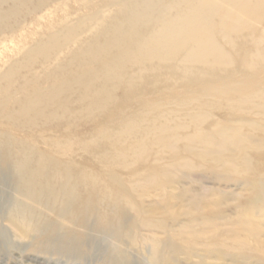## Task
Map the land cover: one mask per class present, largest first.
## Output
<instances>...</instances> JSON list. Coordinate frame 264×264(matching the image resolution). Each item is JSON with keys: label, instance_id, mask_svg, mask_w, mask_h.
<instances>
[{"label": "bare ground", "instance_id": "bare-ground-1", "mask_svg": "<svg viewBox=\"0 0 264 264\" xmlns=\"http://www.w3.org/2000/svg\"><path fill=\"white\" fill-rule=\"evenodd\" d=\"M50 1L0 0V47L22 26L21 13L35 16ZM118 5L113 25L82 50H69L82 39V26H72L40 37L21 61L0 72V123L15 133L61 118L73 126L92 116L107 117L109 109L145 96L136 100L137 112L119 130L82 144L85 151L103 152L104 177L76 173L70 163L56 162L49 152L28 145L15 154L0 139V180L13 171L17 176L21 204L9 217L16 234L29 238L63 231L60 248L76 249L81 231L64 228L67 222L61 220L83 229L93 220L96 230L122 241L121 230L130 229L135 237L144 233L156 264H179L183 258L190 264L196 258L197 264H264V0H119L109 7ZM67 52L71 61L52 70ZM37 63L40 70L34 68ZM24 67L28 73L23 76ZM237 74L242 79H229ZM150 84L155 87L148 89ZM182 84L205 86L180 93ZM160 92L180 98H147ZM221 108L232 117L206 128L213 111ZM169 154H174L169 163L147 167L129 183L112 165L105 166L109 161L126 168L130 159L148 162ZM191 171L214 183L242 177L236 184L252 196L233 216L212 212L231 197L217 188L191 197L176 191L183 179H193ZM152 197L159 199L157 205L148 204ZM51 213L59 220H51ZM130 220L135 224L129 225ZM135 242L130 244L135 247ZM43 243L54 246L56 240Z\"/></svg>", "mask_w": 264, "mask_h": 264}, {"label": "rangeland", "instance_id": "rangeland-1", "mask_svg": "<svg viewBox=\"0 0 264 264\" xmlns=\"http://www.w3.org/2000/svg\"><path fill=\"white\" fill-rule=\"evenodd\" d=\"M117 1L119 0H51L49 3L45 4V6L41 9V11L35 14V16L34 14L27 15L28 12H26V14L21 13L20 16L21 19L19 21L22 23L21 24L22 26L15 29L14 32L9 33V35H7L9 37L8 42H6V45L0 47V72L6 71L9 68L10 64H13L14 62L17 61H21L24 57L23 55L25 54V52H27L28 49L31 48L33 44L37 41V39H39L40 37H47L48 35L52 34V32L53 33L66 32V30L71 28L72 26L74 27H78V25L82 26V29L79 32V34L81 33L80 37H82V39L79 37L80 41H78L76 45H72L69 50L71 54L73 52H78L82 50L83 47L94 41L95 38H98V36L101 35L103 31L108 29L111 25H113V22L117 20L118 16L116 15L120 13L119 5L114 6L113 8L109 7L111 3ZM10 5L11 4H8L5 7H9ZM92 13L94 16L92 15ZM87 15H89V18ZM91 15L93 17H91ZM65 22L66 24L64 25ZM11 39L14 43L13 42L10 43ZM70 52L65 53L62 56V58L59 61H57L58 63L55 61L51 66V69L52 70L56 69L61 64L65 65V63H63L64 61L70 62L71 61V57H70L71 54H69ZM34 68L36 70H40L39 64L37 63L36 65H34ZM22 71H23L22 73L23 76L24 74L28 73L25 67L22 69ZM235 76L233 77L232 75L230 76L229 79L230 80L233 79L232 81H237L242 79L241 74H237ZM139 84H141V82ZM187 85L188 84H182L178 86L179 89H182L180 90V93L182 92L185 93L186 90L189 89L190 90L194 89L196 91H199L205 86L204 84H201L199 86H197L196 84H189L188 86ZM153 87L155 86L153 84H150L148 89H152ZM208 88H213V86L210 84ZM164 93L165 92H160L161 95L160 94L159 95L157 94V96L150 95L147 98H149V100L152 101H155L159 98L162 99L164 98L163 100L171 99L172 98L171 96H173V98H180V95H173V94L170 96L171 97L170 98L169 94L171 93L166 92L167 94L166 93L165 94L168 96H164L165 95ZM143 98H145L144 95H137L135 98L129 100L130 102H123V104L121 105L122 107H120L119 110L118 108L109 109V111L107 112V117L109 114L108 118L103 116H97L96 118V116H92L89 118L88 121L86 120L85 122H81L80 124H76L73 126H69V124L66 123L64 119L61 118L60 120L56 122H52L51 124L48 125H41L37 128H29L27 130H23L21 131L22 133L17 131L16 134L15 130H13L11 127H9L6 124L0 123L1 125L0 139L3 143L7 142L11 144L12 149L16 152L15 154H19L20 150L24 147V145L25 146L28 145L39 152L42 153L49 152L48 154L56 162L70 163V166L72 167V171H75L76 173L77 172L81 173L82 170H85L88 174L96 173L97 176L104 177L106 170H104V168L102 167L103 152L101 150L85 151L82 144L85 142L93 141L95 139L94 138L95 136H100L101 133L103 132H111V131L115 132L119 130L121 123L124 122L128 117H131L133 111H136L138 109V107L135 106L138 105L137 101L138 100L141 101V99ZM216 100H218V98H215L214 101ZM73 105L75 106L74 103ZM121 108L123 109V111ZM229 112L230 111L226 108L214 110L212 113V117L209 118L205 127L206 128H208L209 126L211 127L217 121L220 120H228L229 118L232 117V114ZM77 128L78 129L80 128L81 130L80 129L78 130ZM4 130L5 131L8 130V131L5 132ZM54 130L56 131L55 134H53ZM40 131H42V133ZM43 132L45 137L44 136L42 137ZM191 132H193V130ZM47 134H49V136ZM101 142L105 143L106 145L109 144L108 140L105 137H102ZM68 148L70 149V152L62 153L61 149L64 150ZM50 152L53 155H51ZM58 152L60 153V155ZM57 154L59 156H57ZM172 155L174 154L165 155L160 159H156L154 156V158L148 162L139 161L137 163L132 162V160L129 158L130 159L128 162L129 165L126 168L123 166H119L116 163H110L109 161L105 163V166L111 167L112 165L115 169L114 170L112 168L113 169L112 171L117 173L119 176H121V178L124 179V183H129L130 181H134V176L136 173L142 174L147 167L148 168L161 167L164 164L169 163L171 158H173ZM206 172L209 173V171ZM191 174H195V176L192 177L193 179L190 180L183 179L182 181L183 183L181 182L179 186L176 187L178 188L176 189V191L181 192V190H184L186 191L185 193L188 194V197H191L196 195V193L199 191L210 192L217 188V190H220V192L225 190L222 193H225L226 195L231 197V201H229L225 207L223 206L220 208H212L210 209L212 212L227 211L228 215L233 216L236 213L237 209L240 206H242V204H244L246 199L252 196V193L248 191L244 186H239L238 184H236L235 180L240 179L243 181L242 177L239 176L228 177L226 179L216 181L217 183H214L210 180L201 178V176L200 177L197 176L200 173L196 171H191ZM9 180L11 182H9ZM15 188H17V176L14 171L9 172V174H7L5 178H1L0 180V264H154L155 263L153 260L152 249L147 247L148 243H145V241L150 242V240H148V238L144 233L142 234L138 233L136 235L137 237H135V234H133L134 232L131 231L130 229L124 231L121 230L119 236L124 238V240L122 241V239L119 240L115 235H113L107 230L104 229L102 231L96 230L95 223L93 220L89 222L90 226L84 229L78 228L77 226H75L74 228L72 227V225H70V223H68V221L61 220V223L63 222V225L67 222L64 225V228L71 227L76 232L81 231L82 242L81 244H79L80 246L76 249L71 247L64 249L60 248L59 243H61L62 245L65 244L63 240V231L58 233L57 235L55 234L53 235L51 231H47L45 233L41 232V233L32 234V236H30L29 238H20L16 234V231L12 226L9 218L10 215L13 213V211H15L21 204V201L17 196V192ZM176 191L173 192L175 193ZM173 192L172 190L168 191V193L170 194ZM158 193L159 192L156 191L155 195ZM147 200H148V204L149 203L154 204L155 202V205H157L156 202H158L159 199L155 201L156 200L155 197L154 198L152 197ZM50 215L52 218L51 220L53 221L59 220L54 214L52 215L51 213ZM208 215L210 214L207 213L205 216ZM189 219H190L189 217L180 218V220L183 221ZM106 223L107 220L104 221V226ZM133 224H135V222L130 220L129 225H133ZM76 229H79V231H77ZM50 237L51 240L52 239L56 240L55 245L54 246L44 245L43 242L48 238L50 239ZM132 239H136L135 247L134 245L130 244ZM142 240L145 241L143 242ZM131 246L133 247L131 248ZM226 259H228V257ZM165 260L168 261L167 252L163 253L162 256V261L164 262ZM196 262L199 263L198 258L193 260L194 264H197ZM216 262L217 261H212L211 263L216 264ZM179 264H190V263L183 258L180 259ZM217 264H219V262H217Z\"/></svg>", "mask_w": 264, "mask_h": 264}]
</instances>
